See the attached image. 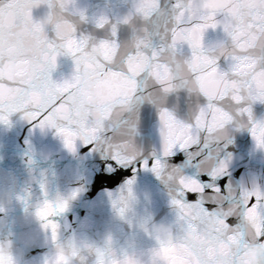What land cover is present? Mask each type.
Instances as JSON below:
<instances>
[{"label": "water", "instance_id": "95a60500", "mask_svg": "<svg viewBox=\"0 0 264 264\" xmlns=\"http://www.w3.org/2000/svg\"><path fill=\"white\" fill-rule=\"evenodd\" d=\"M133 2L0 0V79L27 84L47 72L53 86L72 90L77 112L98 124L114 109L127 110L138 93L133 78L147 67V75L161 90L179 88L182 118L184 96L190 97L200 131L217 140L232 138L229 171L241 196L264 193V138L253 136L257 124L246 129L238 119L249 107L256 119L264 114V71L245 55L264 37V0H200L198 5L189 0L172 29L173 46L184 52L179 81L167 64L148 67L143 57H131L125 75L105 72L95 63V55L102 54L95 46L82 56L68 54L67 41L75 39L64 29L68 22L77 35L96 40L110 39L115 24L118 42L130 41L133 27L148 26L139 18L131 26L120 23L133 10ZM143 3L150 6L153 0ZM81 10L86 21L79 18ZM101 15L109 23L96 28L95 18ZM11 91L0 84V99ZM175 98L169 95L168 107ZM33 100L39 103V94ZM161 124L162 140L167 142L174 129L163 116ZM94 160L79 144L70 151L53 130L35 127L21 119V113L12 114L7 125L0 124V243L6 241L13 249L0 252V264H156L157 258L164 264H245L242 255L249 246L264 247L255 205L242 210L241 220L251 227L241 242L239 232L224 234L227 226L222 220L209 221L198 204L183 205L170 194L173 184L167 174L157 178L150 171L124 168L116 183L97 187ZM181 184L201 190L187 178ZM57 197L67 206L55 217L59 226L52 232L37 211L43 199ZM157 223L170 226L166 238L153 233ZM182 223L191 231L183 232ZM16 253L22 255L19 261Z\"/></svg>", "mask_w": 264, "mask_h": 264}, {"label": "snow or ice", "instance_id": "6c2138e0", "mask_svg": "<svg viewBox=\"0 0 264 264\" xmlns=\"http://www.w3.org/2000/svg\"><path fill=\"white\" fill-rule=\"evenodd\" d=\"M188 2L180 0L177 7V0H153L150 6H145L143 0H134L133 10L120 23L131 26L134 18H139L148 26L138 30L133 27L131 39L125 43L118 42L115 24L111 26L110 39L96 40L88 35H77L73 23L68 22L64 29L75 36V39L67 41L68 54L73 58L82 56L95 46L102 53L95 55V63L105 72H122L125 75L128 74L127 61L131 57H143L148 67L157 62L167 64L179 81L183 73L184 52L173 46L172 29L175 27V16L181 8L188 6ZM63 3L72 5L74 0H63ZM199 3L200 0H192L193 5ZM78 15L81 21L87 20L84 11H79ZM94 22L96 28H104L109 20L101 15ZM245 55L255 63L257 70L264 71V37ZM147 71L146 67L140 76L133 78L138 93L132 97L127 110L114 109L98 124H90L82 112H77L75 100L70 99L72 90L62 91L63 85L53 86L47 72L27 84L0 79V84H7L13 89L7 98L0 99V124L7 125L12 114L21 113V119L35 127L53 130L70 151H75L79 144L95 157L94 164L98 170L94 181L97 187L116 183L124 168H131L133 172L137 169L150 171L157 178L167 174L166 178L173 184L170 194L176 195L183 205L198 204L207 213L209 221L222 220L227 226L224 234L239 232L241 242L248 237L251 227L241 220L242 210L255 205L260 239H264V193L250 194L244 199L240 188L232 182L229 171L233 159L229 151L232 138L217 140L214 134L200 131L190 97L184 96L186 113L182 118L179 115L182 103L179 88L175 91L161 90ZM37 94L40 96L39 103L33 100ZM170 94H176L172 107L167 106ZM162 116L174 129L167 142L161 136ZM238 119L246 129H252L253 123L257 124L252 134L264 138V114L256 119L249 107L247 114L242 112ZM183 178L199 185L201 190L191 191L183 187ZM128 183L130 185L132 181ZM128 191L131 192V189ZM178 192L183 195L179 196ZM41 195L46 196L42 192ZM75 195L72 193V198ZM43 201L37 215L45 221V227L55 232L59 226L55 217L64 212L67 201L59 197L55 201ZM182 231L186 233L191 229L182 223ZM156 264L164 262L157 258Z\"/></svg>", "mask_w": 264, "mask_h": 264}, {"label": "clouds", "instance_id": "9594fccd", "mask_svg": "<svg viewBox=\"0 0 264 264\" xmlns=\"http://www.w3.org/2000/svg\"><path fill=\"white\" fill-rule=\"evenodd\" d=\"M153 233L159 238H166L167 234L171 231V228L168 224L165 223H157L152 226ZM264 244V242H262ZM13 249L11 246L5 241L0 243V252L9 253L12 252ZM53 256L56 255V250L53 249ZM264 256V247L260 245H252L249 246L242 255V259L245 264H260L261 257ZM22 258L20 253H16V259L19 261Z\"/></svg>", "mask_w": 264, "mask_h": 264}]
</instances>
